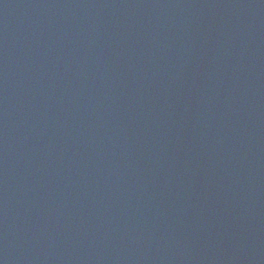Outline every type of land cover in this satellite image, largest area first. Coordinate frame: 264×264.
Masks as SVG:
<instances>
[{
    "label": "water",
    "instance_id": "obj_1",
    "mask_svg": "<svg viewBox=\"0 0 264 264\" xmlns=\"http://www.w3.org/2000/svg\"><path fill=\"white\" fill-rule=\"evenodd\" d=\"M0 264H264V0H0Z\"/></svg>",
    "mask_w": 264,
    "mask_h": 264
}]
</instances>
